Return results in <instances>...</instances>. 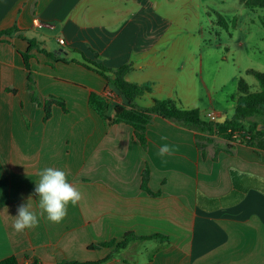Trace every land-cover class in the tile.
Masks as SVG:
<instances>
[{
    "label": "crops",
    "instance_id": "obj_1",
    "mask_svg": "<svg viewBox=\"0 0 264 264\" xmlns=\"http://www.w3.org/2000/svg\"><path fill=\"white\" fill-rule=\"evenodd\" d=\"M180 2L196 10V0H0V31H21L0 37V260L96 261L115 250L91 245L131 232L167 238L132 240L104 264H264V150L238 143L228 152L229 142L214 136L204 158L195 131L158 115L145 149L132 126L109 125L89 104L91 91L109 93L113 117L124 98L77 64L84 59L112 69L131 64L128 82L153 85L139 106L168 98L204 119L207 112L219 122L233 116L235 101L218 108L215 93L201 88L204 59L181 43ZM29 39L69 61L32 51L39 100L62 97L69 110L54 106L47 122L28 91L20 53ZM162 144L172 147L171 155H158ZM147 166L155 195L142 189ZM47 167L64 170L82 192L59 224L40 216L34 192ZM22 204L40 222L17 233Z\"/></svg>",
    "mask_w": 264,
    "mask_h": 264
},
{
    "label": "trees",
    "instance_id": "obj_2",
    "mask_svg": "<svg viewBox=\"0 0 264 264\" xmlns=\"http://www.w3.org/2000/svg\"><path fill=\"white\" fill-rule=\"evenodd\" d=\"M247 7L252 9L263 8L264 0H245ZM21 32L17 27L0 31V37H12L14 33ZM28 50L21 52L26 70L28 71V91L31 99L45 112L44 121L47 122L53 115V107L59 106L65 113H68V107L65 99L55 95L47 96L43 102L39 100L37 84L34 78V72L30 60L33 57L32 51L37 50L40 53L52 58L56 62L68 63L67 59H59L53 53L41 49L35 39L28 40ZM76 63L75 61H72ZM84 66L101 77L108 85L114 88L120 96L124 98V103H116L113 107L114 116L108 115L111 96L108 94H98L90 92L89 104L109 125L125 123L133 127L135 137L146 149L148 146L147 129L152 123L155 115L168 119L182 127L196 132L197 145L202 151L204 158L207 157L206 146L212 142V137L217 136L226 139L228 147L226 151L230 152L234 144H245L254 147L256 150H264V72L250 69L247 75L255 77L258 81L259 88L252 91V87L241 77L238 80V92L240 96L235 101V112L232 117L222 122H212L202 117L198 109H185L173 99H157L151 107L139 106L137 100L144 94L153 90L151 83H132L126 80V76L132 70L131 64H125L117 69L109 68L101 63L84 59L83 62L77 63ZM217 159V155L214 157ZM150 169L147 166L142 175V189L149 194L155 195L149 188ZM158 238H167L163 235L155 234L152 236H137L134 233H127L119 241L113 239L107 242L93 244L91 250L114 248V252L109 253L106 257L96 261H76L63 260L56 264H104L115 257V254L125 250L132 240L149 241ZM0 264H43L38 258H33L28 263H21L17 257L12 256L0 260Z\"/></svg>",
    "mask_w": 264,
    "mask_h": 264
},
{
    "label": "rangeland",
    "instance_id": "obj_3",
    "mask_svg": "<svg viewBox=\"0 0 264 264\" xmlns=\"http://www.w3.org/2000/svg\"><path fill=\"white\" fill-rule=\"evenodd\" d=\"M195 8L179 4L181 43L204 59L202 90L215 93L218 108L232 105L240 96L239 78L259 88L247 71L264 72V9L247 7L245 0H196Z\"/></svg>",
    "mask_w": 264,
    "mask_h": 264
},
{
    "label": "clouds",
    "instance_id": "obj_4",
    "mask_svg": "<svg viewBox=\"0 0 264 264\" xmlns=\"http://www.w3.org/2000/svg\"><path fill=\"white\" fill-rule=\"evenodd\" d=\"M161 139L166 140L167 137L162 136ZM172 151L170 145L162 144L158 155H171ZM35 183L34 192L39 197L40 216L46 215V219L51 223H61L68 215L69 205L75 207L82 199V192L69 182L67 173L59 168H44L39 172V180ZM39 222L37 213L31 211L28 204H22L17 209L13 228L17 233H23L37 227Z\"/></svg>",
    "mask_w": 264,
    "mask_h": 264
},
{
    "label": "built area",
    "instance_id": "obj_5",
    "mask_svg": "<svg viewBox=\"0 0 264 264\" xmlns=\"http://www.w3.org/2000/svg\"><path fill=\"white\" fill-rule=\"evenodd\" d=\"M59 42H60L61 45L65 44V41L63 39H60ZM205 118H206V120H209V121H212V122H218L217 115H215V113H212V112H208L205 115Z\"/></svg>",
    "mask_w": 264,
    "mask_h": 264
},
{
    "label": "water",
    "instance_id": "obj_6",
    "mask_svg": "<svg viewBox=\"0 0 264 264\" xmlns=\"http://www.w3.org/2000/svg\"><path fill=\"white\" fill-rule=\"evenodd\" d=\"M260 129H262V128H264V126L263 125H260V127H259Z\"/></svg>",
    "mask_w": 264,
    "mask_h": 264
}]
</instances>
